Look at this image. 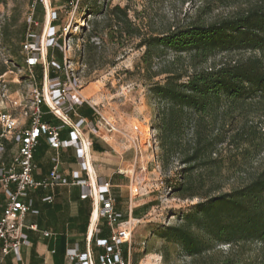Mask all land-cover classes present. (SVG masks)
Here are the masks:
<instances>
[{
    "label": "rangeland",
    "instance_id": "obj_1",
    "mask_svg": "<svg viewBox=\"0 0 264 264\" xmlns=\"http://www.w3.org/2000/svg\"><path fill=\"white\" fill-rule=\"evenodd\" d=\"M44 1L47 4V0H42V5ZM70 1H52V7L58 10V23L65 31L61 37V49H53L51 53L53 57L59 52L62 56L66 53L67 65L80 78L83 87L88 85L89 92L84 97L89 103H97L101 115L114 127L110 143L118 149L122 144L125 148L131 145L136 151L133 167L125 170L127 186L115 188L118 189L115 190L118 191L116 195L121 194L123 201L129 202L128 196L132 192L133 204H138L136 220H132L130 264L134 258L138 259L137 264H205L217 261L228 251L227 244L217 246L213 255L209 253L192 258L185 255L179 246L167 243L158 236L162 226L180 224L182 214L198 198H183L173 189L176 179H181L179 171L187 165L182 164L177 155L170 156L165 163L162 161V149L155 127L164 103L154 97L149 89L155 82H163L169 72L186 75L191 71V66L187 54L178 56L168 48L156 49L149 62H143L145 47L139 45L142 37L162 35L190 22L208 23L232 14L245 4L225 5L218 0ZM30 2L0 0V63L6 67L3 74L12 92L11 97H15L16 90L26 96L30 85L28 72L18 51ZM116 5L127 12L130 34L112 18L110 9ZM39 11L38 32L44 23V12L42 14V9ZM221 57L212 58L206 66L212 62L218 63ZM39 66L33 68V74L36 83L41 86L42 80L40 82L37 78L41 70ZM256 107L254 105L253 111L247 115L255 127L252 142L240 144L238 148L226 144L217 146L223 167L221 174L216 173L207 180V186L218 183L221 185L220 191H229L264 170V116H259L261 109L255 111ZM97 118L100 119L99 116ZM242 120L236 116L233 121L235 127H239ZM103 131L106 132L107 128ZM189 134L190 131H187L186 138H189ZM5 145L8 147V143ZM212 157L217 156L214 153ZM10 158L11 153L7 151L5 160ZM202 172L201 168L193 171L194 174ZM129 175L138 190L137 195L133 193L132 185L131 191L128 187ZM244 257L260 262V244L250 245Z\"/></svg>",
    "mask_w": 264,
    "mask_h": 264
},
{
    "label": "trees",
    "instance_id": "obj_2",
    "mask_svg": "<svg viewBox=\"0 0 264 264\" xmlns=\"http://www.w3.org/2000/svg\"><path fill=\"white\" fill-rule=\"evenodd\" d=\"M218 1L245 6L211 22H190L140 41L139 46L145 47L143 62H149L156 49L168 48L178 56L187 54L191 66L186 75L169 72L163 82H155L149 89L164 103L155 127L162 161L177 155L187 165L179 171L181 179H176L173 189L183 198H198L182 214L180 224L162 226L158 236L192 258L213 255L217 246L228 245L225 255L205 264H264V170L229 191H220L218 183L207 186V180L221 174L223 167L217 146L238 148L240 144H250L255 127L247 118L248 112L257 105L255 111L261 109L259 116H264V0ZM40 9L43 14V5L38 3L36 20L40 19ZM110 13L116 24H122L130 34L125 8L116 5ZM25 28L23 25V33ZM18 51L21 53V43ZM218 55L222 56L218 63L206 66ZM21 57L24 62L22 54ZM54 60L61 64L62 53H56ZM39 67L37 78L41 82L43 70ZM5 71V65L0 63V75ZM79 113L90 116L92 110L81 106ZM236 116L243 118L239 127L233 124ZM196 168L203 172L194 174ZM254 243L260 244V262L244 257ZM124 245L123 257L127 258V243ZM137 263V258L131 262Z\"/></svg>",
    "mask_w": 264,
    "mask_h": 264
},
{
    "label": "built area",
    "instance_id": "obj_3",
    "mask_svg": "<svg viewBox=\"0 0 264 264\" xmlns=\"http://www.w3.org/2000/svg\"><path fill=\"white\" fill-rule=\"evenodd\" d=\"M52 1L48 0V5L46 1L43 2L44 23L39 32L37 28L40 25L34 18V12L36 5L42 4V0H31L28 7L26 28L21 42V54L30 78L26 96L16 90L15 97H11L12 92L4 78L5 74L0 75V259L12 253L19 260L20 247L29 244L25 229L37 230L36 225L27 226L24 223L26 214L32 210L30 192L36 189H52L56 185L68 183L58 172L60 159L57 151L72 146L79 150V141L74 132L81 126L99 133L100 130L93 121L80 116L76 107L86 102L100 117L99 120L106 126L107 131L114 130L96 105L82 97L81 80L67 65L66 53L61 64L54 60L51 51L56 47L61 49V37L65 28L57 22L58 10L52 7ZM38 65L43 70L41 86L36 83L33 74V68ZM71 115L77 117L74 122L71 121ZM45 116H50V120H46ZM54 119L58 122H53ZM65 127L72 129L68 133L69 137L62 139L60 133ZM40 137H44L56 153L51 158L52 165L48 175L36 180L33 178L36 167L33 153ZM5 143H8V147ZM7 151L11 153L9 161H5ZM78 156L81 158L83 154ZM81 165L85 169L84 164ZM73 179V183L79 185L82 197L97 198L98 215L104 218L110 229L107 239L97 241L98 246L104 249L98 256L97 264H130V260L123 258L121 247L123 243L131 242L132 222L129 219L122 222L115 206V198L110 192V183L105 181L95 187L89 181L81 179L77 173L73 174ZM43 200L50 202L52 196ZM69 256L71 259H78L80 264H88L86 253L80 254L71 250Z\"/></svg>",
    "mask_w": 264,
    "mask_h": 264
},
{
    "label": "crops",
    "instance_id": "obj_4",
    "mask_svg": "<svg viewBox=\"0 0 264 264\" xmlns=\"http://www.w3.org/2000/svg\"><path fill=\"white\" fill-rule=\"evenodd\" d=\"M87 86L80 91L83 98H86L84 94L89 92ZM91 104L96 105L97 103L92 102ZM81 106L90 108L91 115H81L79 113ZM76 108L80 116L92 120L100 131L99 133L90 131L86 126H81L78 131L74 132L79 141V150L76 146H72L60 148L57 151L60 159L58 172L67 179L68 183L56 185L52 189H36L30 192L32 210L26 214L24 223L27 226L36 225L37 230L25 229L29 244L20 247L19 260L10 253L0 259V264H80L78 259L70 258L71 250L80 254L86 253L88 264H97L98 256L104 252V249L98 246L97 241L107 239L110 229L104 218L98 215L97 198L81 196L79 185L73 183L74 173L95 187L108 181L122 222L128 219L131 222L136 220L138 204H133L134 196L130 193L129 202L128 200L123 201L122 195H116L118 191H115L118 190L115 188L127 186L125 170L133 167L132 161L136 157L135 149L131 145L125 148L122 144L120 149L112 145L110 140L113 139L114 133L103 131L106 126L97 118L89 104L83 102ZM50 118V116H45L46 120ZM70 118L72 122L77 119L75 115H71ZM53 122L58 121L54 119ZM71 129V127L63 128L60 133L61 138H68ZM55 153L56 150L47 144L45 138L40 137L39 144L33 153V161L36 165L33 171L34 179L39 180L48 175L52 165L51 158ZM80 153L83 154L81 158L78 156ZM81 164H84L85 169ZM122 166L123 169L120 168ZM129 176L128 187L131 191L133 181L132 176ZM47 196H52V201H44L43 199ZM44 233L47 235H43ZM130 256L131 244L127 243V258H123L130 260Z\"/></svg>",
    "mask_w": 264,
    "mask_h": 264
},
{
    "label": "bare ground",
    "instance_id": "obj_5",
    "mask_svg": "<svg viewBox=\"0 0 264 264\" xmlns=\"http://www.w3.org/2000/svg\"><path fill=\"white\" fill-rule=\"evenodd\" d=\"M47 5H48V0H47ZM46 21H48V16L46 17ZM132 190H133V193L135 194V195H137L138 194V190L132 185ZM131 195H132V192H131Z\"/></svg>",
    "mask_w": 264,
    "mask_h": 264
}]
</instances>
